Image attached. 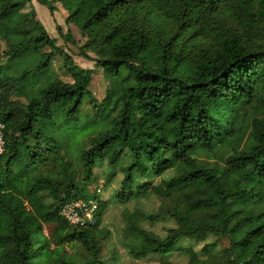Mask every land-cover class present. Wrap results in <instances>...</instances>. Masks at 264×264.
<instances>
[{
    "label": "trees",
    "instance_id": "obj_1",
    "mask_svg": "<svg viewBox=\"0 0 264 264\" xmlns=\"http://www.w3.org/2000/svg\"><path fill=\"white\" fill-rule=\"evenodd\" d=\"M35 1L51 15L62 6L107 87L98 101L93 70L22 12L30 0H0V264H110L108 203L87 189L104 163L103 186L122 175L116 202L160 203L123 212L132 258L264 264V0ZM52 55L72 83L53 75ZM74 201L96 204L93 225L64 219ZM166 218L162 236L144 227ZM72 243L82 258L66 252Z\"/></svg>",
    "mask_w": 264,
    "mask_h": 264
},
{
    "label": "rangeland",
    "instance_id": "obj_2",
    "mask_svg": "<svg viewBox=\"0 0 264 264\" xmlns=\"http://www.w3.org/2000/svg\"><path fill=\"white\" fill-rule=\"evenodd\" d=\"M33 9L37 20L41 23L44 30L49 37L56 40V45L60 47L65 54L69 56L74 65L82 69H91L93 74L91 77V83L89 85V91L92 95L100 101L104 95L107 87V82L103 78L102 71L100 68L95 66L94 55L90 52L83 51L81 47L85 43V39L79 33V30L72 24H66L65 18L67 17L66 11L60 4H57V10L51 15L45 6L40 5L35 0H30L25 4V8L22 12ZM60 29V32H59ZM68 34V35H67ZM66 37L68 40H66ZM7 49L6 42L0 37V64L7 62L6 57L3 55ZM48 52L46 48L44 50ZM31 63V61H30ZM29 61L27 60L24 65L28 66ZM63 59L59 55H52L51 57V70L53 75L59 78L63 83H72L71 76L67 73L66 69L62 66ZM25 66V67H27ZM24 101L23 98L13 97L12 100ZM79 121V125L88 124ZM72 128V146H77L80 143L83 133H81L80 127ZM106 163L102 167L94 169V181L88 186L89 192L97 191L98 195L102 200L107 201L108 207L103 217L102 226L110 231V237L103 241L101 257L109 262L110 264H155L154 259H134L128 254L127 247L122 242V233L124 230L129 233V229L126 228L125 222L123 221L122 214L125 210L133 211L134 209L141 206L148 214L159 212L160 203L154 197H150L147 200H142L139 203L132 202L128 204H120L113 198L115 191L119 188V180L122 175L118 174L116 179L107 187L103 186L105 181ZM34 176L37 174L34 173ZM162 213V211L160 212ZM173 226V222L169 219H162L154 224L145 223L144 227L157 235H164L168 228ZM126 228V229H125ZM44 235L50 237L53 231V225L44 226ZM221 247H226V240L221 241ZM200 245L195 246V250L200 249ZM53 248V246H51ZM65 250L71 255V258H82L85 252L79 243H72L65 246ZM177 264H185L187 260L182 257H173Z\"/></svg>",
    "mask_w": 264,
    "mask_h": 264
},
{
    "label": "built area",
    "instance_id": "obj_3",
    "mask_svg": "<svg viewBox=\"0 0 264 264\" xmlns=\"http://www.w3.org/2000/svg\"><path fill=\"white\" fill-rule=\"evenodd\" d=\"M3 126L0 124V129ZM4 150L2 136L0 134V153ZM97 206L94 203H86L84 201H74L65 204L62 207L61 215L70 225L84 226L93 225L95 222Z\"/></svg>",
    "mask_w": 264,
    "mask_h": 264
}]
</instances>
